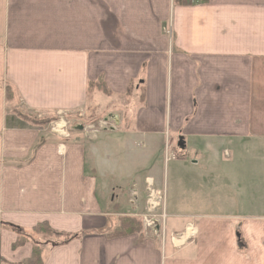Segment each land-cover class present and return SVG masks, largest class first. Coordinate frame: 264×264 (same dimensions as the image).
Returning a JSON list of instances; mask_svg holds the SVG:
<instances>
[{
  "label": "crops",
  "instance_id": "obj_1",
  "mask_svg": "<svg viewBox=\"0 0 264 264\" xmlns=\"http://www.w3.org/2000/svg\"><path fill=\"white\" fill-rule=\"evenodd\" d=\"M19 108L115 124L62 138ZM167 132L163 178L127 187L128 140L148 164ZM245 145L264 150V0H0V264L29 259L32 242L15 244L42 224L61 235L44 264H264V189L244 201L230 187ZM148 190L165 193L164 228L109 237Z\"/></svg>",
  "mask_w": 264,
  "mask_h": 264
},
{
  "label": "rangeland",
  "instance_id": "obj_2",
  "mask_svg": "<svg viewBox=\"0 0 264 264\" xmlns=\"http://www.w3.org/2000/svg\"><path fill=\"white\" fill-rule=\"evenodd\" d=\"M171 30V28L169 29ZM135 86H139L137 83H134V87L132 88L133 90L131 91V93L134 92V88ZM102 98L104 100H107L106 97L102 96ZM91 102L94 103H98L101 102L99 100H95L93 101V98L91 99ZM129 101V100H127ZM103 103L105 104L103 107H107L106 104L107 102L103 101ZM122 103L124 104V101L119 102L117 107L122 106ZM99 104V103H98ZM126 104V101H125ZM133 107V106H132ZM131 107V109H133ZM108 109V108H106ZM122 109V107L120 108ZM110 110V108H109ZM26 113L25 111H23L21 108H19V113ZM100 111L96 112L94 114V117H87L85 116V118H81L78 117L75 114H65L62 112H54V113H49V114H31V113H26V115L24 116V114L22 116L28 118L29 120H33L37 123L38 126L52 131L53 127L55 126V124L57 123H62V122H66L68 123V130L69 133L71 132H76L77 130H79V125L81 126H92L94 124H96V128L99 125V120H108L109 118L107 117V114H100ZM98 114L101 115V118H97ZM131 120H133V118H130ZM128 119V120H130ZM48 121H51L49 123H46ZM111 120V124H115L113 121ZM99 128V127H98ZM102 130H99V132H101ZM93 133V132H92ZM128 140V147H129V153L125 154V155H121V160H120V168L122 169V173L130 176V178H132V180L130 179L129 181L126 182L127 187H131L132 186V182L139 181V183H144V180L147 176H150L152 174H156L158 172V177L160 176V178H163V176L165 175V157L170 158L172 153H174V150L171 146V142H173V135H171V132H167L165 134V136L163 137V150L160 149H152V152L150 155V161L148 164H145V157L143 155L144 153V144L142 142H140V140L138 141H131ZM125 143L127 144V139L125 140H120V144H121V148H124ZM155 145H152V147L154 148ZM158 146V144H157ZM127 147V145H126ZM224 150H221L220 153L215 154L216 158H218V161L220 163L221 160L224 158ZM232 156H235L233 152H230ZM236 158H237V165L236 168H238V172L241 174V179H238L237 183H231L230 187L232 190H235L238 192V194H240V192L243 194V199L244 201L248 200V198H250V200L252 199V196L255 193L261 192L264 189V150L262 149H255L250 147L249 145H245L243 146V148H240L236 154ZM156 172V173H155ZM163 192V191H161ZM121 191L118 192H112V196H109V200H114V203L112 205L115 204H121V203H125V207L128 201V196H120ZM152 193V190H148L147 193H145V196L142 197V202H144V209H142V211H140L139 213L136 214H142V215H146L148 212V208H149V204L148 201L151 199L150 198V194ZM129 197H131V195H129ZM136 198V194H134V197ZM167 198V197H166ZM166 201L165 198H163V204ZM112 203V201H111ZM162 208V207H161ZM126 211V210H125ZM160 214L161 211L156 212V214ZM170 214V211L169 213ZM182 215H187V214H182ZM138 219L141 223H142V231H145L144 226H143V222L142 219L140 217L136 218ZM180 221V220H179ZM171 218L167 220L168 224H171ZM183 222V221H182ZM179 225V224H178ZM177 225V226H178ZM175 226V228L177 227ZM167 231L169 233L170 229L169 227L167 228ZM147 232V231H145ZM198 234V232H197ZM196 234V236H197ZM169 234L167 236V241H169Z\"/></svg>",
  "mask_w": 264,
  "mask_h": 264
},
{
  "label": "trees",
  "instance_id": "obj_3",
  "mask_svg": "<svg viewBox=\"0 0 264 264\" xmlns=\"http://www.w3.org/2000/svg\"><path fill=\"white\" fill-rule=\"evenodd\" d=\"M89 87L91 88L90 89L91 91L95 88H98L103 93L107 95L110 94V91L107 89V87L103 84L102 81H99L96 84L91 83ZM6 93H7L8 99L13 97L12 96L13 90L11 89V87L8 86L6 88ZM22 119L37 125L35 121L29 120L28 118L24 116H22ZM49 122L51 121H48L46 123H49ZM17 231L20 233L19 230ZM141 232H142V223L138 219L125 217L120 220V223L118 227L116 228L115 232L108 236L109 237H125V236L134 235V234H139ZM31 236H32L31 237L32 240H29L23 237V235L20 233L18 237V241L15 244V247L22 246L23 244L27 243V241H31L33 244L32 255L23 264H44V259H43L44 246L48 243V241H51L52 238L60 237L61 235L51 230V228L47 224H42L40 226H37L32 231ZM71 239H72L71 237L67 236L66 238H64L63 244H67Z\"/></svg>",
  "mask_w": 264,
  "mask_h": 264
},
{
  "label": "built area",
  "instance_id": "obj_4",
  "mask_svg": "<svg viewBox=\"0 0 264 264\" xmlns=\"http://www.w3.org/2000/svg\"><path fill=\"white\" fill-rule=\"evenodd\" d=\"M188 1L194 2L197 0H188ZM168 33L171 34V31H168ZM98 127L100 130H106V129L113 127V125L110 124L108 120H102L99 122ZM79 129H81L82 131H87V132L89 131L95 132V133L98 132V130L94 126L84 127L81 125L79 126ZM52 132L62 138L70 137V133L68 130V123L66 122L55 124V126L52 129ZM150 198L151 199L148 201L149 208H148L147 214L139 216L142 219L144 229L145 230H152V229H158V228L163 229L165 221L167 219V214L165 211V202H164V205H162L163 198H165V193L160 192V191L158 192L152 191V193L150 194ZM159 211H161V213L156 214V212H159ZM196 234H197V230L193 226H189L185 230L184 233L173 236L171 239L175 245L180 246L184 244V242L187 241L188 239H192L196 237Z\"/></svg>",
  "mask_w": 264,
  "mask_h": 264
}]
</instances>
